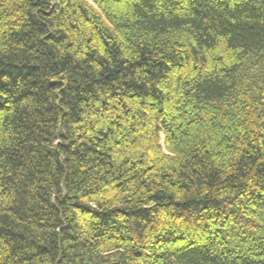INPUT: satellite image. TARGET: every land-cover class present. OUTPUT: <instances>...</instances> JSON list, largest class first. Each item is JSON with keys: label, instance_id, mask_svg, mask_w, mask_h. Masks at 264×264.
<instances>
[{"label": "trees", "instance_id": "obj_1", "mask_svg": "<svg viewBox=\"0 0 264 264\" xmlns=\"http://www.w3.org/2000/svg\"><path fill=\"white\" fill-rule=\"evenodd\" d=\"M0 264H264V0H0Z\"/></svg>", "mask_w": 264, "mask_h": 264}]
</instances>
